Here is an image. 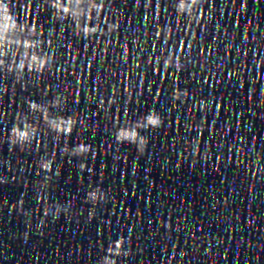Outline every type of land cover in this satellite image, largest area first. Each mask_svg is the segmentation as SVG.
Segmentation results:
<instances>
[{"label": "snow or ice", "instance_id": "snow-or-ice-1", "mask_svg": "<svg viewBox=\"0 0 264 264\" xmlns=\"http://www.w3.org/2000/svg\"><path fill=\"white\" fill-rule=\"evenodd\" d=\"M192 2V0H191ZM3 3L5 5H8V0H3ZM51 3L58 7L63 13H72L73 17L78 19L81 16H83L84 20L87 21L89 17L87 16V13L91 11L92 8H94L96 5H98V0H51ZM183 7V4L180 5ZM87 31V29H85ZM13 33L12 32H7L5 33V45L6 47V41L7 37H12ZM18 43H20L22 46L28 47L27 44V39L23 37L19 31L15 33V36L13 37ZM34 48V46H33ZM12 49L9 48L8 51L5 52V55L0 56V61H3V64H0V71L3 70L4 64L8 63L9 60L11 61L9 64V67L12 66L14 61L10 59ZM43 57L44 55H40ZM49 62H46V64ZM177 67H180L178 64L176 65ZM231 74V73H230ZM17 132V135L21 140L25 139L28 137L29 133L27 130L20 131V130H15ZM2 138V137H0Z\"/></svg>", "mask_w": 264, "mask_h": 264}, {"label": "clouds", "instance_id": "clouds-1", "mask_svg": "<svg viewBox=\"0 0 264 264\" xmlns=\"http://www.w3.org/2000/svg\"><path fill=\"white\" fill-rule=\"evenodd\" d=\"M197 4H199V0H192V5H197ZM184 7H185V5L183 4V7H181V10H183ZM4 9H5V5L3 3V0H0V15L4 14ZM13 43H17L18 44L17 41H13ZM27 44H28V47H33V46L35 47L36 46V45H33L32 42H28ZM4 45H5L4 34H3V32H0V56L5 55L6 51H5ZM50 59L51 58L48 55H44L43 57L37 56V55H33L31 57L32 63L36 64V65H39V67L41 69H45L46 62H49ZM0 64H3V61H0ZM177 68H179V67H177ZM11 70H13V68ZM179 95H180L179 92H177V94H176V98L177 99H179ZM32 107L35 108L36 105L33 104ZM71 123H72V120L69 119V121H68V125L69 126L67 128H65V129H61V130L70 132L71 131ZM161 123H162V121H161L160 117L153 110L151 112V115L147 119V124L151 125L152 127H159L161 125ZM126 138H131V139H135L136 140V135L135 134H129V133H120L119 136L117 137V139L120 140V141H123ZM138 142H139L140 145L143 146V149H145V146L147 144V139L139 137ZM84 151H86V149L84 148L83 145H81L80 149H79V152L82 153ZM143 151H141V153ZM48 167H49V165H45V168H48ZM82 167L84 168L85 165L82 164ZM45 214H47V212H45ZM122 248H123V240H121V242L117 246V253H119L120 249H122Z\"/></svg>", "mask_w": 264, "mask_h": 264}]
</instances>
